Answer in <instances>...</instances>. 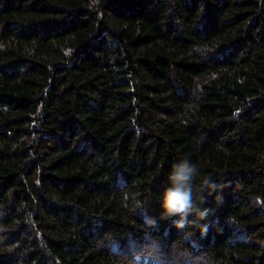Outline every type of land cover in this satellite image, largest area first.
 I'll return each mask as SVG.
<instances>
[{
  "label": "trees",
  "instance_id": "16d2710c",
  "mask_svg": "<svg viewBox=\"0 0 264 264\" xmlns=\"http://www.w3.org/2000/svg\"><path fill=\"white\" fill-rule=\"evenodd\" d=\"M184 159L216 187L177 229ZM181 249L264 264V0H0V264Z\"/></svg>",
  "mask_w": 264,
  "mask_h": 264
},
{
  "label": "clouds",
  "instance_id": "9594fccd",
  "mask_svg": "<svg viewBox=\"0 0 264 264\" xmlns=\"http://www.w3.org/2000/svg\"><path fill=\"white\" fill-rule=\"evenodd\" d=\"M167 186L159 198V218L171 221L177 229H184L188 224L189 213H194L199 220L206 219L208 210L199 208L193 200L194 193L205 188H215L211 177L203 176L197 163L182 160L174 165L166 176ZM199 181V182H198ZM127 200L128 197H125ZM136 205L140 206L138 197H132ZM202 231L207 230L205 225H200ZM146 264H156L152 255L143 257ZM175 264H189L190 254L183 249L174 254Z\"/></svg>",
  "mask_w": 264,
  "mask_h": 264
}]
</instances>
